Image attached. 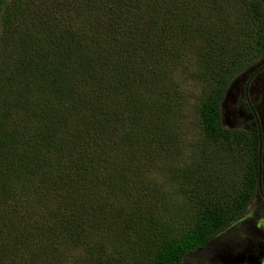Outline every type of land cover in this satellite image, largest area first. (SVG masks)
<instances>
[{"label": "trees", "instance_id": "1", "mask_svg": "<svg viewBox=\"0 0 264 264\" xmlns=\"http://www.w3.org/2000/svg\"><path fill=\"white\" fill-rule=\"evenodd\" d=\"M196 54L218 150L162 165ZM260 62L261 0H0V264H180L205 246L258 193L259 132L226 127L222 100Z\"/></svg>", "mask_w": 264, "mask_h": 264}, {"label": "flooded vegetation", "instance_id": "2", "mask_svg": "<svg viewBox=\"0 0 264 264\" xmlns=\"http://www.w3.org/2000/svg\"><path fill=\"white\" fill-rule=\"evenodd\" d=\"M254 66L255 68L233 87L237 93L231 91L226 100L228 101L230 97L233 99L230 115L234 119L226 127L256 129L259 132L258 193L241 216H244L242 229L235 241V253L243 257L226 261L215 258L209 264H264V116L262 115L264 95L261 91H257L258 80L260 77L264 78V64L260 62ZM225 122L223 119L224 125Z\"/></svg>", "mask_w": 264, "mask_h": 264}, {"label": "rangeland", "instance_id": "3", "mask_svg": "<svg viewBox=\"0 0 264 264\" xmlns=\"http://www.w3.org/2000/svg\"><path fill=\"white\" fill-rule=\"evenodd\" d=\"M238 1V0H235ZM203 44V41L201 38H197L194 47L197 49L201 47ZM195 52V51H194ZM198 54L196 56L194 55V58H192V63L194 68L193 70L189 71L188 69H179L178 75H177V83L179 86V92L184 98L182 106L178 107L176 109L177 113V119L178 122L176 123V127L179 124V137L181 141V149L182 153H179L178 156L176 155L174 160H169L165 161L163 160L162 165H170L172 163H175L176 165L182 164L184 162H188V160L191 161L189 156L193 155V153H196L200 147H204L205 151L208 152V154H213L215 155L216 146L214 144H211L209 141L205 140L202 137L201 132L199 131V123H200V111H199V104L201 100L203 99V90L205 87V83L201 80H198L195 75H192L194 71H196L197 66L199 65V60H198ZM199 62V63H198ZM198 70V69H197ZM192 75V76H191ZM232 92L237 93L236 89L234 88ZM233 102L232 97L225 103V107L223 108V119L225 122V126L229 122H232L234 119L230 115L231 112V103ZM226 113V115H225ZM222 153H225V151H222ZM264 158V155H263ZM243 164L244 162H238V171L239 173H243ZM155 178L158 182L163 184V187L167 190L171 189L170 184L166 181L164 178L163 174L161 173H155ZM174 198V197H172ZM176 198V197H175Z\"/></svg>", "mask_w": 264, "mask_h": 264}, {"label": "water", "instance_id": "4", "mask_svg": "<svg viewBox=\"0 0 264 264\" xmlns=\"http://www.w3.org/2000/svg\"><path fill=\"white\" fill-rule=\"evenodd\" d=\"M261 2L264 6V0H261ZM254 68L255 66L245 70L232 81L222 100V106L227 100L233 87L239 81L243 80ZM243 217H240L235 222L221 230L205 246L198 247L193 251L185 253L180 264H209V262L215 258H220L223 261L242 258V255L235 253L234 246L242 229Z\"/></svg>", "mask_w": 264, "mask_h": 264}]
</instances>
